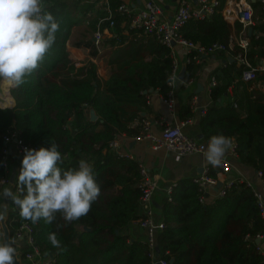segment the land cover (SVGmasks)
Segmentation results:
<instances>
[{"label":"trees","instance_id":"obj_1","mask_svg":"<svg viewBox=\"0 0 264 264\" xmlns=\"http://www.w3.org/2000/svg\"><path fill=\"white\" fill-rule=\"evenodd\" d=\"M123 0H108L114 24L106 17V2L100 0H44L45 10L60 23L53 48L45 60L20 87H12L15 103L0 106V190L7 186L15 193L14 183H1L11 178V167L3 164V136L14 132L30 146L51 147L54 142L62 153L64 169L78 168L81 159L93 164L101 194L89 213L77 221L66 223L58 213L48 224L43 219L35 224L34 236L43 251L53 254V264H150L151 255L143 237L133 236L128 228L143 216L140 202V167L110 146L121 134L135 135L150 109L147 100L153 90L165 96L172 67L170 48L154 35L128 39L121 23L126 17L117 10ZM225 0L201 18L191 17L179 29L182 36L205 48L214 43L224 47L211 53L221 55L225 64L210 72L215 84L210 97L215 100L228 91L238 89L232 101L208 106L200 115L201 133L210 140L213 135L235 134V151L241 163L261 171L264 181V91L248 90L241 79L244 64L228 61L224 52H238L253 61L264 53V36L251 34L244 50L239 45L229 48L231 24L221 9ZM255 8L254 31L264 30L262 2ZM85 24L93 33L99 29L113 30L105 39L111 47L102 52L109 66L106 78L97 72L92 60L75 65L66 42L74 26ZM237 30L242 23L234 24ZM125 27L128 23L125 22ZM129 30H132L128 27ZM134 31V30H132ZM73 41L74 45L90 47L93 56H100L99 46L87 36ZM107 43V44H106ZM103 46V45H102ZM148 55V56H147ZM199 59L203 54H198ZM148 57V58H147ZM192 59L183 70L185 79L200 71V60ZM259 73L257 74V76ZM256 76V77H257ZM264 80V75L260 76ZM152 89L151 91H148ZM97 118L90 120L89 108ZM180 120L193 115L190 101L178 106ZM145 114V115H144ZM16 170L22 166V155ZM216 167L209 174L215 175ZM197 184L192 178L181 177L160 207L164 227L156 233L157 258L164 264H261L262 253L256 238L263 232V220L253 189L246 180L236 178L221 196L199 201ZM21 191L17 195H21ZM10 205V204H9ZM7 208L5 223L10 238L22 219L17 208ZM156 216V215H155ZM57 233L61 248L51 245L48 234ZM0 229V237H1ZM144 235V233H143ZM15 247L18 248L17 244Z\"/></svg>","mask_w":264,"mask_h":264},{"label":"built area","instance_id":"obj_2","mask_svg":"<svg viewBox=\"0 0 264 264\" xmlns=\"http://www.w3.org/2000/svg\"><path fill=\"white\" fill-rule=\"evenodd\" d=\"M192 0H180L175 12L170 18H166L163 15L162 7L154 0H144L142 5L138 8L130 6L127 2H121L117 6V10L123 14L127 19L124 22L128 23V26L132 29L141 31L145 35H154L157 40L170 48V56L172 57V67L169 74L168 84L171 89L167 92L165 96L162 97L163 102L167 110L171 113L175 111L176 97L173 90L175 81L179 77L178 72V61L175 57V45L181 46L186 52V62L195 59L198 60V54H207L213 52L216 49H221L224 47L223 44L214 43L211 46L205 48L203 45L192 40H188L182 36L179 29L185 24V22L191 17L201 18L205 14L212 12L213 7L219 4V0H194L195 4L191 3ZM264 7V0H261ZM235 10V17L242 23L243 26H247L253 23V10L250 0H237L233 3ZM109 19V24H114V19L112 15L107 16ZM102 35L101 30L98 28L93 32V39L95 44L98 45L100 37ZM241 46L245 48L247 46V40L243 39L240 42ZM239 61L245 65V69L242 72L241 79L243 81L254 80L258 73L264 72V63L252 64L243 53L238 54ZM191 79L188 80L189 83ZM211 85L215 84V78L212 77L210 80ZM202 113L204 110H201ZM152 121L148 118L142 120L141 130L133 135L135 140L146 139L149 141L153 149L160 147L166 148L167 150L173 151L177 155H186L191 153H202L207 150L208 142L205 140H200L188 134L183 129V123H168L166 124L159 133H154L151 131ZM233 146L230 152L233 155H237L235 151V138L233 139ZM118 145V136L111 140L110 146L116 147ZM25 148H35L39 149L37 146H30L20 137H18L14 132L6 134L3 136V164L8 166V157L11 151L18 155L24 156ZM232 164L227 160L223 159L219 166H215L217 171L215 175L209 174L210 167H214L211 164L204 167L202 172L197 176L193 177V181L197 184L199 192V201L204 202L207 199V195L211 188L215 186L214 196H221L225 193L227 187H229L233 179L219 178L222 173L227 172L231 168ZM140 167V202L143 208V216L136 221V224L140 226L144 233V240L149 248L150 255L152 257L150 264H164V260L157 258L156 253V233L159 229L164 227V222L161 219L156 218L153 206V195L157 188V182L153 179L148 172V169L139 164ZM13 176L8 181V178L1 180L2 184L14 183L15 193L18 194L21 189L16 183V178L19 175V171L14 169L12 172ZM257 175H261V171H257ZM218 182H220L219 185ZM246 183L252 187L253 193L256 197L257 205L259 208L260 215L263 220V232L258 236L259 241L261 237H264V197L261 191L253 187L251 183ZM171 186L168 188L167 198L170 199ZM13 208H19L10 199L9 203ZM9 205V206H10ZM0 216L3 217L2 211L0 209ZM35 224L29 220H23L18 225L14 232L12 240L17 244V258L21 264H53L54 257L53 254L43 251L40 245L36 242L34 236ZM0 229H1V219H0ZM2 233V229H1ZM3 240V234H1L0 241ZM262 260L261 264H264V248L261 247Z\"/></svg>","mask_w":264,"mask_h":264},{"label":"clouds","instance_id":"obj_3","mask_svg":"<svg viewBox=\"0 0 264 264\" xmlns=\"http://www.w3.org/2000/svg\"><path fill=\"white\" fill-rule=\"evenodd\" d=\"M59 21L45 10L44 0H0V81L20 87L45 60L56 41ZM233 146L232 138L213 135L204 152L207 163L219 166ZM59 146L24 149L16 183L21 195L4 188L2 195L19 208L20 217L33 224H51L59 213L66 223L86 216L101 194L93 164L81 159L78 168L64 169ZM3 217L0 216V219ZM61 248L57 233L48 234ZM15 241H0V264H15Z\"/></svg>","mask_w":264,"mask_h":264},{"label":"crops","instance_id":"obj_4","mask_svg":"<svg viewBox=\"0 0 264 264\" xmlns=\"http://www.w3.org/2000/svg\"><path fill=\"white\" fill-rule=\"evenodd\" d=\"M100 1L106 2V7L108 10L107 16H109V14L112 15L111 9L107 5L108 0H100ZM123 1L129 3L130 6L134 8H138L139 6L142 5L144 0H123ZM154 1H156L162 7L163 15L166 18H170L173 15L180 2V0H154ZM235 1L237 0H225L223 7L221 9L223 17L226 19L227 22L231 24V34L228 42L229 48H232L236 44L242 47L240 42L243 39L247 40V43H249L251 34H255V35L260 34L264 36V30L254 31V29H252V24L256 22L255 19L260 17L259 14L255 16L256 18H254L253 16L252 24L247 26L242 25L241 29L239 30L235 28L234 26L235 21L238 20L235 17V10L233 6V3ZM255 1H259V0H250L251 5L252 2ZM191 3L195 4L194 0H192ZM262 7H263V3H262ZM252 10L254 15V12H256V10L253 6H252ZM262 19L264 18L261 17L260 20ZM124 21H122L120 25L123 27L121 33L127 36L128 39L147 36L141 33V31L132 29L128 26L130 29L134 31L129 30L128 27H125ZM101 32H102V37L100 40L102 41L103 46L101 45V47L100 46L98 47L100 56L91 55L89 46L83 44L79 46L74 45L73 41L78 40V38L72 40L71 43L69 42L70 40L69 39L66 42V45L69 51V56L72 58V61L75 63V65L83 64L88 59L92 60L97 64L98 74L101 77L106 78L108 75L109 66L106 63L107 58L105 55L102 54V52L105 51L106 47L104 46H107V48L111 47L107 43H106L107 45L104 44H105V39L112 37L114 32L112 29L110 30L105 29L104 31ZM80 35L81 36L79 38H84L82 37L83 36L82 34ZM87 37L93 39V33ZM247 46L245 48L242 47V49L245 50ZM174 51H175V57L177 58L178 61V72H179V77L175 81L173 86V90L175 92V97H176L175 111L171 113L167 110L162 99L163 96L159 92H157L156 90L150 92L147 100L150 109L147 111L146 116L148 119L152 121L151 131L157 134L168 123L173 124V123L182 122L183 129L188 134H190L195 138H198L200 140H205L208 142L209 140L204 138L201 133V127H200V115L202 114L201 110L202 109L205 110L206 107L208 106H213V105L220 106L228 101H232L233 95L234 93L235 94L238 93V89L234 86H230L225 94L213 100L210 97V86H211L210 80L212 78L210 76V72L217 65L225 64V60L223 59V57L221 55H218L217 52L216 53L210 52L207 54H203V57L199 59L201 67L197 76L194 78L191 77L185 79L184 77L181 78L180 74L181 73L183 74V70L185 69L187 63L186 52L183 49V47L176 45ZM239 53L240 52L236 53L235 55H232L228 50H226V52H224V55L228 57V61L235 59L237 63L240 64L241 62L238 59ZM250 62L252 64H256L260 62L264 63V53ZM261 75H264V72H260L259 75L254 80L244 81L246 83L247 82L249 83L247 84L248 90L255 88L264 91V80L260 77ZM189 79H191V81L187 83ZM12 87L13 86H11L10 84L0 81L1 107H12L14 105L15 100L11 93ZM189 101H190V106L194 113L188 119L180 120L177 111L178 106L181 103H186ZM229 137H233L234 139L235 134L230 135ZM114 149L118 150L121 153L126 154L130 158L137 160L139 164L145 166L148 169L149 175L156 180L157 188L152 198L156 218L161 217L160 207L162 206L164 199L168 195L167 190L170 186L172 187L174 184H176L177 180L181 177L193 178L197 176L202 172L204 167L210 165L209 163H207L204 154L202 153H191L181 156L163 147L153 149L148 140L146 139L135 140L132 135H126V134L119 135L118 145L114 147ZM18 157H19L18 154H16L13 151H11V153L9 154L8 162L11 167V171H13L18 165V161H17ZM224 158L227 159L232 164V166L227 172L222 173L219 176V178H226V179L240 178L242 180H246L247 182L251 183L253 187L261 191L264 197V181L261 178V176L257 175V170H254L252 167L241 163L238 156L233 155L230 151L226 154ZM3 187L7 188V186H3ZM4 188L0 190V209L2 207H5L7 211L8 205L10 203V198H6L2 195ZM214 194H215V186L211 188V190L209 191V194L207 195V200L212 199L214 197ZM142 213H143V208H142ZM1 229L3 234L2 223H1ZM128 231L133 236H140L144 238L143 230L140 226L136 224V222L132 223V225L128 228ZM259 243H260V247L264 248V237L260 238Z\"/></svg>","mask_w":264,"mask_h":264},{"label":"water","instance_id":"obj_5","mask_svg":"<svg viewBox=\"0 0 264 264\" xmlns=\"http://www.w3.org/2000/svg\"><path fill=\"white\" fill-rule=\"evenodd\" d=\"M180 75H181V78H182L183 77V74L181 73ZM151 90L152 89H149L148 91H151ZM89 118H90V120H95L97 118V114H96V112H95V110H94L93 107H90L89 108ZM12 176H13V174H11V178H12ZM219 184H220V182H218L217 185H219ZM1 211H2V215H3V218L1 219V223L3 224V240L5 238L11 239L10 238V235H9V232H8V228H7L6 224H4L5 223L4 220H5V216H6V209H5V207H2L1 208ZM256 242H259V238H256ZM155 249H156V253H158V251H159L158 246H156ZM15 264H21L20 261H19V259L17 257H16Z\"/></svg>","mask_w":264,"mask_h":264},{"label":"rangeland","instance_id":"obj_6","mask_svg":"<svg viewBox=\"0 0 264 264\" xmlns=\"http://www.w3.org/2000/svg\"><path fill=\"white\" fill-rule=\"evenodd\" d=\"M80 34H82L83 36H90L92 34V32H91V30L88 29V27H86L85 24L77 25L72 29V33H71V36L69 38L70 39L69 42L71 43L72 40H74L75 38H79L81 36ZM101 37H102V35H101ZM101 37H100V39H101ZM20 158L21 157H18L17 161H19Z\"/></svg>","mask_w":264,"mask_h":264}]
</instances>
